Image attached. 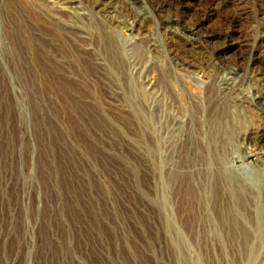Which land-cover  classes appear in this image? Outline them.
I'll list each match as a JSON object with an SVG mask.
<instances>
[{"label":"rangeland","instance_id":"rangeland-1","mask_svg":"<svg viewBox=\"0 0 264 264\" xmlns=\"http://www.w3.org/2000/svg\"><path fill=\"white\" fill-rule=\"evenodd\" d=\"M26 1L0 0V264H175L167 221L172 219L184 234L188 222L179 193L174 217L170 212L164 133L158 155L164 167L155 171L146 153L154 145V122L157 115L163 121L171 113L197 110L194 100L208 86V70L217 63L222 41L243 42L244 49L261 47L264 61L260 37L264 26L257 38L251 36L254 23H264L258 0H243L241 5L240 0H140L149 11L163 9L207 34L199 53L205 65L195 69V75L178 72L162 57L153 58L159 66L150 76L164 92L166 109L146 88L132 87L125 68L118 85L85 86L86 79L94 78L96 66L85 64L83 71L64 27ZM84 5L91 8L89 0ZM68 16L62 14L65 20ZM124 18L110 35L122 57L125 48L128 55L136 52L145 59L146 42L135 36L131 19ZM152 22L147 21L149 29ZM82 25L94 34L97 47L94 24ZM171 45L174 61L187 58L178 36ZM98 53L109 56L103 47ZM60 57L71 74L57 68ZM228 60L236 62L233 56ZM162 63L167 66L164 70ZM248 86L239 87L242 96H251ZM116 87L124 88L132 107H139L143 124L130 111L121 110L119 104L124 102L109 99ZM88 89L105 100L102 113L81 105L89 97ZM255 111L237 112L226 142V168L231 177L258 189L263 199L264 150L240 139L247 127L264 123ZM180 160L174 158L176 167L171 171L181 166ZM260 249L255 264L264 257V245Z\"/></svg>","mask_w":264,"mask_h":264},{"label":"bare ground","instance_id":"bare-ground-1","mask_svg":"<svg viewBox=\"0 0 264 264\" xmlns=\"http://www.w3.org/2000/svg\"><path fill=\"white\" fill-rule=\"evenodd\" d=\"M84 1L26 2L29 7L46 14L64 27L63 33L71 40V48L76 47L75 50L78 51L79 66L83 71L85 64L91 68L92 65L96 66L94 78L86 79L85 86L95 88L93 83L98 85L97 82L104 86L109 83L118 85L122 69L125 68L133 79L132 87L146 88L154 100H158L159 104L162 102L166 109L168 104L163 101L164 98L162 100L164 92L156 85L155 77L150 76L159 66L153 58L162 57L170 67L187 75H195V69L205 65L199 53L204 47L202 44L205 43L207 34L201 33L198 26L181 23L179 18H175L171 13L164 14L163 9L149 11L140 0H89L91 8L84 5ZM242 2L243 0H240L237 4L241 5ZM257 5V11L264 19V0H258ZM64 13L69 15L66 20L62 17ZM124 15L131 19V27L135 25V36L143 38L147 44L144 50L145 59L137 57L136 52L128 55L125 48H122V57L110 35L111 30L114 31L123 24ZM154 15H157V19ZM74 19H80L81 23L77 24ZM149 20L152 22L150 29L147 25ZM87 21H91L95 26L97 47L92 42L94 34L82 25ZM260 26H264V23L256 21L251 27L252 38L261 34ZM212 34L216 33H209V36H213ZM174 36H178L182 41V48L185 49L181 50L187 57L179 62L174 61L175 54L171 49ZM261 36L264 41V33ZM226 40L218 46V52L221 54L217 56V63L208 70V86L194 100L197 110L194 112L191 108L179 114L171 113L163 116V121L161 115H157L152 134L154 145L146 148L153 169L161 170L164 166L158 155L159 143L164 133L165 141L161 142L166 156L164 165L170 168V212L174 217L176 195L179 193L188 222L189 235L178 230L172 219L167 221V234L175 264H255L257 251L261 250V246L263 249L264 245V191L263 199L259 198L258 189L245 183L240 177H231L226 168V142L228 133L232 132L235 118L240 115H237V112L244 115L246 110L254 108L259 120L264 122V61L261 59V47L244 49L245 43ZM99 47H103L109 56L98 53ZM226 52L230 54L226 55ZM230 56L235 57L236 62H229ZM56 62L59 70L72 73L64 57L56 58ZM160 65L161 70L167 68L165 63ZM235 70L238 72L235 73ZM71 77L74 81H79L80 78L73 74ZM245 83L252 88L251 96H242L243 93H240V86ZM116 89L109 99L124 102L125 105L119 104L121 110L130 111L132 116L143 124V114L139 112V107H132V99L126 95L124 88ZM88 92V99L81 100V105L92 111L98 109L97 113H102L105 100L97 97L92 89H88ZM167 134H171V137ZM240 139L247 145L258 146L264 150V123L247 127ZM177 156L181 159V166L171 171L176 167L174 158ZM261 172L264 173V167ZM260 264H264V257Z\"/></svg>","mask_w":264,"mask_h":264}]
</instances>
